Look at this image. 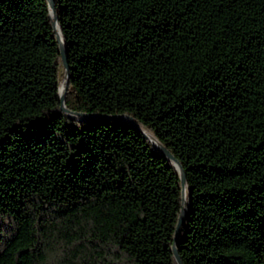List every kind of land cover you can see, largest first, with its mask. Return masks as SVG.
Listing matches in <instances>:
<instances>
[{
    "label": "trees",
    "instance_id": "1",
    "mask_svg": "<svg viewBox=\"0 0 264 264\" xmlns=\"http://www.w3.org/2000/svg\"><path fill=\"white\" fill-rule=\"evenodd\" d=\"M53 3L67 78L0 0V264H264V0Z\"/></svg>",
    "mask_w": 264,
    "mask_h": 264
},
{
    "label": "water",
    "instance_id": "2",
    "mask_svg": "<svg viewBox=\"0 0 264 264\" xmlns=\"http://www.w3.org/2000/svg\"><path fill=\"white\" fill-rule=\"evenodd\" d=\"M49 1V6H50V14H51V17L53 19V23L55 25V30L57 32V35H58V40H59V43H60V47H61V53H62V65L64 67V76L65 78L68 77V73H69V68L67 66V60H66V57H65V49H64V43H63V38H62V34L60 32V29H59V26H58V23H57V18L54 14V3H53V0H48ZM67 88V81H66V85L63 86V84L60 85L59 89H60V92H61V108L64 110V111H67L65 105H64V93L62 92L63 90L65 91ZM103 118H107V117H104V116H101V115H91V119H103ZM109 118H119L127 123H130L131 125L135 126L136 128L140 129L144 135L150 140L153 142V145L155 148L159 149L167 158L168 160H170L172 162V164L174 165V167L176 168V170L179 172V175H180V178H181V181H182V184L185 185V176H184V173H183V170L180 166V164L177 162V160L168 152L167 149H165L163 146H161L159 144V142L157 141V139L150 133V132H145L133 119L132 117H129V116H126V115H122V116H115V117H109ZM175 254H176V251H175ZM175 259H176V262L177 264H181V261L179 259V257L176 255L175 256Z\"/></svg>",
    "mask_w": 264,
    "mask_h": 264
}]
</instances>
